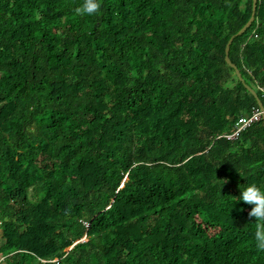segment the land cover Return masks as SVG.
<instances>
[{
	"label": "trees",
	"instance_id": "trees-1",
	"mask_svg": "<svg viewBox=\"0 0 264 264\" xmlns=\"http://www.w3.org/2000/svg\"><path fill=\"white\" fill-rule=\"evenodd\" d=\"M82 2L0 0V264H264L253 0Z\"/></svg>",
	"mask_w": 264,
	"mask_h": 264
},
{
	"label": "clouds",
	"instance_id": "clouds-1",
	"mask_svg": "<svg viewBox=\"0 0 264 264\" xmlns=\"http://www.w3.org/2000/svg\"><path fill=\"white\" fill-rule=\"evenodd\" d=\"M100 8V0H83L74 12L78 16H93L99 13ZM237 200L252 205L249 216L253 218L255 246L258 250L264 251V186L257 183L243 185L240 187Z\"/></svg>",
	"mask_w": 264,
	"mask_h": 264
},
{
	"label": "water",
	"instance_id": "water-1",
	"mask_svg": "<svg viewBox=\"0 0 264 264\" xmlns=\"http://www.w3.org/2000/svg\"><path fill=\"white\" fill-rule=\"evenodd\" d=\"M257 5H258V0H253V12H252V15H251V18L249 19V21L242 27V29L236 34L234 35L233 37H231V39L229 40L227 46H226V49H225V58L228 62V64L236 71L237 73V76L239 78V80L241 82H243V84H245L246 88L248 89V91H250L254 96L255 98L257 99L258 101V105L260 107V109L262 111H264V104L261 102V100L259 99L256 91L250 87L249 85H247L246 83H244V79L239 71V69L237 68V66H235L232 61L229 59V50H230V46L233 42V40L235 39V37H238V36H241L243 35V33L251 26V24L254 22L255 18H256V10H257ZM263 119H264V113H263ZM70 250V249H69ZM68 250V251H69Z\"/></svg>",
	"mask_w": 264,
	"mask_h": 264
},
{
	"label": "built area",
	"instance_id": "built-area-1",
	"mask_svg": "<svg viewBox=\"0 0 264 264\" xmlns=\"http://www.w3.org/2000/svg\"><path fill=\"white\" fill-rule=\"evenodd\" d=\"M263 113L264 111H262L258 107V108H254L250 115L246 117H241L240 119H238V122L236 124L237 130L233 136H236L243 130L247 129V127H249V125H251L252 123H255L261 120L263 118Z\"/></svg>",
	"mask_w": 264,
	"mask_h": 264
},
{
	"label": "rangeland",
	"instance_id": "rangeland-1",
	"mask_svg": "<svg viewBox=\"0 0 264 264\" xmlns=\"http://www.w3.org/2000/svg\"><path fill=\"white\" fill-rule=\"evenodd\" d=\"M258 108V107H257ZM260 108V107H259ZM263 119V118H262ZM230 138H234L235 136H229ZM1 242H3L2 239H0Z\"/></svg>",
	"mask_w": 264,
	"mask_h": 264
}]
</instances>
